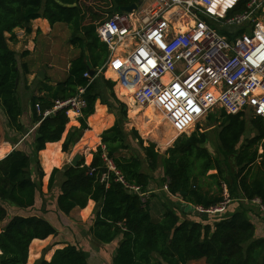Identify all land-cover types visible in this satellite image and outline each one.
Listing matches in <instances>:
<instances>
[{"label": "trees", "instance_id": "16d2710c", "mask_svg": "<svg viewBox=\"0 0 264 264\" xmlns=\"http://www.w3.org/2000/svg\"><path fill=\"white\" fill-rule=\"evenodd\" d=\"M82 1L0 0V111L6 119L8 132L19 138L28 132L30 126L34 129L28 136L31 137L28 142L30 153L22 149V142L0 161V223L3 225L0 230V264H26L33 240L43 241L56 236L53 224L32 214L36 210L33 207L37 197L41 200L44 195V173L38 154L46 147L44 164L49 172V167L60 165L61 155L69 153L84 133L91 130L97 135V144L89 156L86 160L82 157L76 167L67 166L62 171L54 168L48 179L47 192L60 179L53 217L68 216L74 209L82 210L88 201L95 204L88 232L101 245L116 243L111 264H258L260 259L264 264V238L255 237V228L247 209L241 207L227 217L226 214L216 216L212 224L205 223V214L193 210L196 207L209 209L220 204L223 186L230 204L242 199L258 201L264 208L263 121L241 114L228 115L220 110L217 151L223 157L222 161L208 153L205 147L208 138L199 131L180 135L162 156L153 143L142 147L143 160L127 155L130 145L121 121L124 106L112 94L105 97L101 86L106 85L111 90L114 83L97 75L108 58L106 45L96 35V28L102 20L96 13L84 9ZM92 1L110 6L111 13H108L111 15L122 8L138 5L143 0ZM247 1L239 0L235 13L242 12ZM38 19L46 20L50 27L64 24L70 32L69 46L79 53L69 62L63 81L53 86L47 85L45 79L40 81L38 91L42 96L32 95L26 110L19 98V90L24 84L20 85V81L23 82L26 66L23 64L22 68L19 67L16 54L10 50L8 43L17 42L14 33L17 29L30 33L31 23ZM89 69L94 71L91 83L84 77ZM107 77L113 76L108 73ZM78 88H85L83 98L86 107L76 121L77 126L67 129L69 120L63 110L42 117L44 111L53 107L55 100L75 96ZM126 93V96H130V91ZM96 102L106 105L115 115L112 125L107 120L100 124L92 120ZM25 111L29 112L30 126L21 122ZM97 115L104 117L103 110L99 109ZM245 119L249 120L254 136L241 143L246 132ZM133 134L136 136L135 132ZM16 136L10 138L14 145L18 142ZM59 142L60 150L55 152L52 149L57 145L46 146ZM139 143L142 144L141 141ZM3 153L4 150H0V156ZM226 158H232L236 168L232 178L229 177L230 173H226V177L222 173ZM107 162L112 163L128 184L139 186L141 194L147 195V192H152L150 173L160 167L167 197L178 201L168 208V199L165 207V200L157 199L163 210L159 219L152 217L148 202L143 204L138 195L126 191L116 181ZM33 165L36 179L32 178ZM144 166L147 171L143 170ZM210 171L215 173L208 174ZM103 174L108 179L101 182ZM179 201L186 204L185 211L180 212ZM44 202H41L40 209L45 207ZM11 206L16 209L12 215L8 211ZM31 208L33 210L29 212ZM262 213L259 218L263 221ZM195 214L198 220H194ZM58 245L63 247L55 250L49 261L41 259L35 264H88L85 253L76 246L54 244Z\"/></svg>", "mask_w": 264, "mask_h": 264}, {"label": "built area", "instance_id": "2783aa9c", "mask_svg": "<svg viewBox=\"0 0 264 264\" xmlns=\"http://www.w3.org/2000/svg\"><path fill=\"white\" fill-rule=\"evenodd\" d=\"M238 3L145 0L131 13H113L96 28L108 50L97 75L103 70L121 89L131 87L133 109L163 111L178 136L188 135L214 109L264 123V0H248L245 9L235 13ZM84 77L93 80L88 73ZM84 92L78 88L75 96L55 100L42 117L63 110L69 120L78 119L86 107ZM107 165L126 191L147 203L148 195L141 194L139 186L128 184L111 162ZM107 179L103 174L100 181ZM229 204L223 186L220 204L195 211L223 215ZM260 210L264 213L263 207Z\"/></svg>", "mask_w": 264, "mask_h": 264}, {"label": "rangeland", "instance_id": "374dc122", "mask_svg": "<svg viewBox=\"0 0 264 264\" xmlns=\"http://www.w3.org/2000/svg\"><path fill=\"white\" fill-rule=\"evenodd\" d=\"M81 3L84 9H88L96 13L98 17L100 18L99 19L100 21L101 20L103 21L104 19L110 16L109 14L111 13L109 12L110 6H108L107 4L100 3V2H94L92 0H83ZM56 25L57 26L50 28L51 38H46L42 40L38 38V34H36L35 32L36 34L35 36H29V35L24 34V36H22V38L18 40L20 42L19 44L8 43L9 46L14 51V53L16 54L19 67H21V65L23 64H25L26 66V70H25L26 73L22 77L23 82L20 81V85L21 83H24L25 87L21 86V90H19V98L21 100L22 106L25 107L26 110L28 108V102H29L30 97L32 95L38 96L41 94L40 91H38L41 85L40 81H43L45 79L47 85H51L56 82L63 81L67 76V66L69 62L73 58H75L79 53L77 49L70 47L68 44V40L70 38V32L67 30L66 26L64 24H56ZM37 31H40L39 28ZM31 46H33V49L29 50L31 49ZM37 70L38 71L42 70L44 72L43 79L38 78ZM30 75L32 76L31 78H30ZM100 75H101L100 77L101 79L105 81L109 80L114 83V88L111 90L108 89L106 85H102L101 92L104 93L105 97H108L111 94L114 95L115 99L124 106V115H123V119L121 118V121H122L123 132L127 138L128 144L130 145V150H129L130 152L127 153V155L128 154L133 155L143 160L144 155L142 152V147L147 146L148 143L155 144V150L158 152V154L161 156L164 155L165 151L168 148H170L175 142V140L179 137V136H176V134L174 133L175 131L173 130L172 125L170 124L168 118L166 117V114H164L163 111H160L158 109L151 108V109L146 110L145 108L142 110L137 109L138 110L137 112L135 110V113L130 116V112L133 110V108L131 107L130 97L128 99V96H126L127 93L125 89L123 90L121 89V87H119V85L114 81L115 78L108 77L107 79L104 76L103 72H101ZM23 87L25 89L22 90ZM29 90H31L30 91L31 95L30 97H26L27 92H29ZM122 92H124V94ZM105 107H106V114L112 116L113 120L115 121L116 119L115 115L108 110V107L106 105ZM153 112L156 114V117L152 119L153 120L152 122L154 123H152L149 126L147 132L141 130V132L147 135V136H144V134L141 133L139 129L144 122L143 120H145L146 117L152 115ZM24 113H26V111ZM219 116H220V110L214 109L204 119L196 123V125L189 130L188 135H190V133H192L193 131H199V132L205 133L208 138L206 146H205L206 150L208 151L209 154H211L212 157H216L222 161L223 157H221V155L218 154V151H217V147H218L217 135H218V132L220 131L218 121H217L219 119ZM73 120L72 121L69 120L67 129L71 127L72 125H74ZM103 121L104 120H102L101 122ZM155 121H159V124H155ZM245 121H246L245 122L246 132L244 133L241 139V143H243L246 139H249L254 136V132L251 130L250 125H249V120L245 119ZM23 122H26L27 125L29 124V121H23ZM0 128L2 131L6 130V122L3 120L2 117H0ZM133 132L136 133V136H134ZM173 134H175L176 136L175 139L171 138V137H174L172 136ZM3 136L4 135H2V138ZM11 137L12 136L7 135V138L11 141V143H8L7 147H4V148H8V150H10V147L14 145V141L10 139ZM30 138L31 137L27 138L25 143L22 144L24 145L22 149L26 153H30L28 149L29 147L28 142ZM96 139H97V135L92 130L87 132L85 136L83 135V138L78 143V147L77 146H76L77 148L72 147L69 153H65L66 155L69 156V159H70L69 161L71 162L72 160L71 156L74 153H79L84 158V160H86V158L90 154V151L97 144ZM140 141L142 142L141 145L139 143ZM4 142H8V141L1 139L0 145L5 144ZM70 162H66L65 160L62 164L60 163V166H59L60 169L58 170L62 171V169L66 168L67 166H70ZM40 166L43 170L41 162H40ZM143 170L147 171L145 166ZM31 171L33 172L32 178L36 179L37 177H35L34 175L36 171L34 165L31 167ZM235 172H236V168L234 166L233 159L226 158L225 162L222 164L223 175L226 177V173H230L229 177L232 178ZM214 173L215 171H210L208 174H214ZM150 176H151L150 188L152 187L150 190L152 192H147L148 193V201H147L148 204L150 203L151 205V203L154 201L157 203L158 201L156 199L165 200V203H163L165 207V204L167 203V199H168L169 203H167L166 206L168 208L173 206L174 201H178V200L176 198L172 199V198L167 197V193L164 190V186H163L164 184H163V177H162V169L158 167L157 170L153 171V173H150ZM43 180H44V177L42 179V182ZM54 192L55 190H53L51 197H54ZM8 211L10 215L14 214V211H15L14 207L13 206L9 207ZM60 218L62 220V224L65 225L64 223L66 222L65 218L63 216ZM2 226H3L2 223H0V230L2 229ZM48 247L51 248V246H48ZM42 250L43 251L38 260L46 258V254L48 255L50 253V249H48L47 247H45ZM34 251H35V248L31 250L29 264H31V260L33 259Z\"/></svg>", "mask_w": 264, "mask_h": 264}, {"label": "crops", "instance_id": "0c3cea01", "mask_svg": "<svg viewBox=\"0 0 264 264\" xmlns=\"http://www.w3.org/2000/svg\"><path fill=\"white\" fill-rule=\"evenodd\" d=\"M144 1L145 0H143L142 3ZM55 26H57V25H55ZM38 28L40 31H37ZM50 28L51 27L49 26V24L47 23L46 20H43V19L35 20L31 24V32L30 33H25L19 29L15 30L14 33L16 36V41H17L16 43L17 44L20 43L18 40H20L22 38V36H24V34L29 35V36H35L36 34H38V38H40L42 40H44L46 38H51ZM35 32H36V34H35ZM9 48H10V50H12V48L10 46H9ZM32 49H33V46H31V49H29V50H32ZM68 67H69V64L67 66V69H68ZM45 76H46V74H45ZM31 77L32 76L30 75V78ZM56 83L51 84V85L53 86ZM23 89H25V88L23 87L22 90ZM30 91L31 90H29V92H27L26 97H30V95H31ZM38 96H42V93ZM99 109L103 110L104 117L97 115V111ZM136 112H137V110H136ZM134 113H135V110H132L130 112V116ZM97 116H99V117H97ZM0 117H2L3 120L6 122V119H5V117L1 111H0ZM105 119L109 122L110 125H112L114 122L112 116L106 114V107L102 106L99 102H96L95 107H94V115H92V120L96 124H100V122L102 120H105ZM23 121H30L29 112L23 113L22 118H21V122L24 125H26V126L29 125V124L27 125L26 122H23ZM76 121H77V119L73 120L74 125H72V126H77ZM135 123H136V121H135ZM155 123L159 124V121H155ZM33 130H34L33 127L30 126L28 132L19 138L18 136L14 135L12 132H10V131L8 132L7 127H6V130H4V131H2L0 128V131H1L0 140L2 139V140L8 141V142H4L5 144L0 145V150H2V151L4 150V153L2 156H5L7 153L11 152L14 148H18V146L22 142L25 143L26 139L29 136V133H31ZM139 130H140V132H141V130L146 131L142 127H140ZM3 132H7L8 134H5ZM87 132H89V131H86L84 133V136H85V134H87ZM174 133L176 134V132H174ZM175 134H173L172 136H174V137H171V138L175 139V137L178 136V134H176V136H175ZM2 135H4L3 138H2ZM7 135L18 137V142L15 145H12V146L10 145L11 147L9 146L10 150H8V148H4V147H7L8 143H11V141L7 138ZM49 145H57V147H55V149H52L55 152L57 150H60L61 142L49 143L46 146H49ZM76 146L78 147V144ZM76 146H74V147L77 148ZM45 151H46V147L43 151H41L38 154L39 160H40L42 167H43L42 171L44 173V180L42 182L43 183L42 184V193L44 195L42 196L43 199L41 198V200L39 199V197H37L36 204L33 207L36 210L32 214H34V215H36V216H38L44 220H47L51 224H53L55 226L57 233H56L55 237L50 236L43 241L33 240L29 246V255H28V260H27L26 264H29V262H30L31 250L33 248H35V251L33 254L34 255L33 259L31 260V264H35L38 261V259L41 256V253L43 251L42 249H44L45 247L50 249V253L48 255L46 254V258H44V259L46 261H49L51 259V256L53 255L54 251L63 247L62 245L53 246V244H55V243H67V244H71V245L76 246V248H79L81 251H83L85 253L88 264H111V255H112V253L116 247V243L112 242L111 244H108V245H101V244L97 243L96 241H94L92 239L90 233L88 232L89 228L91 227L92 221H93V215L95 213V204L92 201H88L86 204V207L84 209H82V210L74 209L72 212H70V214L68 216H65L64 217L66 220V222H64L65 225L62 224V220L60 218L61 216L54 215V217H53V213L55 212V208H56V197L59 195L58 185L60 184V179H59V182L56 184V186L49 193L47 192V185H48V179H49L51 171L54 168L60 169V167H59L60 165L50 166L49 172H47V167L44 164V162H45L44 161V158H45L44 152ZM75 155H80V154L74 153L71 156V159ZM61 157H63L61 160V164L65 160H66V162H70L68 155L62 154ZM53 190H55L54 199L51 197ZM43 200H45V202H44L45 207L44 208L42 207V209H40V204ZM179 202H181V201H179ZM185 206H186V204H185ZM241 207L247 209V211H248L247 215L250 217V219L254 225V228H255V237H263L264 238V220L262 221L259 218V215L261 214L262 211L260 210V206H259L258 202H247L246 200H242V199L239 202L232 201V203L230 204V206L227 209V212L225 213L226 214L225 216L227 217L230 214H232L233 212L240 210ZM33 208H31L29 212H32ZM149 208H150L152 217L159 219L160 215H161V210H163V206L159 202L156 203L154 201L151 203V205L149 203ZM179 210H180V212H182V211H185L186 209L185 208L184 209L179 208ZM15 211H16V209H15ZM205 216H204L205 217V223H207V224H212L214 222L215 217H216V216H211V215H205ZM54 218H55V220H54ZM198 219H199L198 216L195 214L194 220H198ZM48 246H51V248H49ZM190 264H204V263L203 262H191Z\"/></svg>", "mask_w": 264, "mask_h": 264}, {"label": "water", "instance_id": "95a60500", "mask_svg": "<svg viewBox=\"0 0 264 264\" xmlns=\"http://www.w3.org/2000/svg\"><path fill=\"white\" fill-rule=\"evenodd\" d=\"M136 9H137V5H131L130 7L120 9V12L131 13L132 11H134V10H136ZM88 73H89V75H90L91 77L94 76V71H92L91 69H89ZM43 74H44V72H43L42 70L38 71V73H37L38 78L43 79ZM81 158H82V157H81L80 155H75V156L72 158L71 162H70V166H71V167H76L77 164H78V162H79V160H80ZM177 205H178L181 209L186 208L184 203H180V202H178ZM261 263H262V260L260 259L259 262H258V264H261Z\"/></svg>", "mask_w": 264, "mask_h": 264}, {"label": "bare ground", "instance_id": "6f19581e", "mask_svg": "<svg viewBox=\"0 0 264 264\" xmlns=\"http://www.w3.org/2000/svg\"><path fill=\"white\" fill-rule=\"evenodd\" d=\"M131 90V89H130ZM130 90H126L125 89V91L126 92H129ZM131 92V91H130ZM130 96H128V98H129ZM152 107H149V108H146V110H148V109H151ZM134 110H137L136 108L134 109ZM138 111V110H137ZM155 111V110H154ZM156 113H157V111H156ZM156 117V114L153 112L152 113V115H150V116H148V117H146L145 118V120H143L144 122H143V124L141 125V127L144 129V130H148V128H149V126L152 124V123H154V122H152L153 120L152 119H154ZM72 121V120H71ZM156 124V123H155ZM154 125V124H153ZM153 128V127H152Z\"/></svg>", "mask_w": 264, "mask_h": 264}, {"label": "clouds", "instance_id": "9594fccd", "mask_svg": "<svg viewBox=\"0 0 264 264\" xmlns=\"http://www.w3.org/2000/svg\"><path fill=\"white\" fill-rule=\"evenodd\" d=\"M137 6H139V4H138ZM119 12H120V11H119ZM88 74H89V73H88ZM107 79H108V78H107ZM14 149H15V148H14ZM14 149H13V150H14ZM9 153H10V152H9ZM9 153H7L5 156H1V157H3L2 159H4ZM2 159H1V160H2ZM1 160H0V161H1ZM230 202H231V201H230ZM255 202H257V201H255ZM193 210H195V208H193ZM225 213H226V212H225ZM225 213H223V214H225ZM218 216H220V215H218Z\"/></svg>", "mask_w": 264, "mask_h": 264}]
</instances>
